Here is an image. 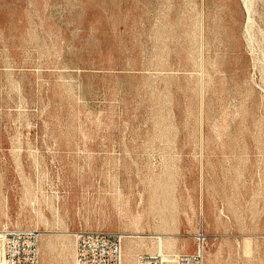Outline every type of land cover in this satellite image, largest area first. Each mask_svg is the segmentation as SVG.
<instances>
[{
	"label": "rangeland",
	"instance_id": "374dc122",
	"mask_svg": "<svg viewBox=\"0 0 264 264\" xmlns=\"http://www.w3.org/2000/svg\"><path fill=\"white\" fill-rule=\"evenodd\" d=\"M0 19V250L31 230L40 264H73L104 232L122 264H264V0H0ZM154 198L163 220L137 224Z\"/></svg>",
	"mask_w": 264,
	"mask_h": 264
},
{
	"label": "built area",
	"instance_id": "2783aa9c",
	"mask_svg": "<svg viewBox=\"0 0 264 264\" xmlns=\"http://www.w3.org/2000/svg\"><path fill=\"white\" fill-rule=\"evenodd\" d=\"M40 235L31 230H8L2 236L0 264H40ZM123 238L115 233H78L73 264H122ZM135 264H204L201 248L193 255L177 256L172 262L140 255Z\"/></svg>",
	"mask_w": 264,
	"mask_h": 264
},
{
	"label": "bare ground",
	"instance_id": "6f19581e",
	"mask_svg": "<svg viewBox=\"0 0 264 264\" xmlns=\"http://www.w3.org/2000/svg\"><path fill=\"white\" fill-rule=\"evenodd\" d=\"M154 200H157V201H153L151 199L150 208H148L149 210L146 213H144L143 215H140V216H136V218H135L134 221L137 224L142 221L143 217L145 218V220H144L145 222H150V221L155 222L156 219H159L161 221L163 220V216L166 215V214H164L162 212V210H161V208H162V205L161 204L162 203L160 202L159 198H154ZM157 238L159 239V246H160V249H161L162 248L161 238H159V237H157ZM198 239H199V237H197V240ZM199 241L202 242L201 239H199ZM158 253H159V251H158ZM0 255L2 257V250H0ZM0 263H1V261H0Z\"/></svg>",
	"mask_w": 264,
	"mask_h": 264
},
{
	"label": "crops",
	"instance_id": "0c3cea01",
	"mask_svg": "<svg viewBox=\"0 0 264 264\" xmlns=\"http://www.w3.org/2000/svg\"><path fill=\"white\" fill-rule=\"evenodd\" d=\"M7 24H9V25H13V20L12 19H10L8 22H6L5 23V25H7ZM4 25V22H3V20L2 19H0V36L2 35V26Z\"/></svg>",
	"mask_w": 264,
	"mask_h": 264
}]
</instances>
